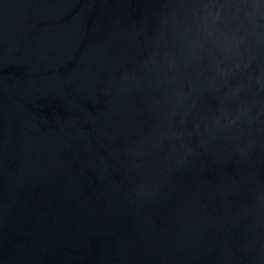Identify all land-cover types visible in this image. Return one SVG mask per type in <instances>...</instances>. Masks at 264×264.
I'll return each mask as SVG.
<instances>
[{"label": "water", "instance_id": "water-1", "mask_svg": "<svg viewBox=\"0 0 264 264\" xmlns=\"http://www.w3.org/2000/svg\"><path fill=\"white\" fill-rule=\"evenodd\" d=\"M0 264H264V0H0Z\"/></svg>", "mask_w": 264, "mask_h": 264}]
</instances>
